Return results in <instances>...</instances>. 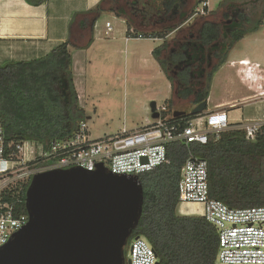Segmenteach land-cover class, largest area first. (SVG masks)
Masks as SVG:
<instances>
[{"label": "trees", "instance_id": "16d2710c", "mask_svg": "<svg viewBox=\"0 0 264 264\" xmlns=\"http://www.w3.org/2000/svg\"><path fill=\"white\" fill-rule=\"evenodd\" d=\"M202 1L100 0L93 8L72 15L67 40L49 53L0 65L5 143L31 140L46 147L51 141L74 136L79 123L87 121L78 101L68 46L82 30L89 31L90 44L93 25L105 10L126 21V33L163 39L152 51L172 85V95L164 103L167 110L161 114L185 125L196 114L184 111L175 116L174 110L206 102L213 74L229 51L264 20V0H221L214 11L196 14ZM189 150L208 163L210 198L232 208L264 205V124L254 139H247L241 127L229 125L218 139L209 133L204 144L167 143L168 162L138 175L142 211L130 237L146 239L157 254V264H214L216 258L215 227L201 215L177 213L180 169ZM30 179L19 191L15 215L27 214L24 201ZM3 200L13 199L6 195Z\"/></svg>", "mask_w": 264, "mask_h": 264}, {"label": "built area", "instance_id": "2783aa9c", "mask_svg": "<svg viewBox=\"0 0 264 264\" xmlns=\"http://www.w3.org/2000/svg\"><path fill=\"white\" fill-rule=\"evenodd\" d=\"M205 8L207 0L196 8V14H206ZM106 28L111 30L109 22ZM142 38L145 37L134 35L133 31L125 36V39ZM240 62L247 64L246 60ZM157 110V118L137 129L123 127L115 134L97 138L91 137L87 122L82 121L74 136L51 141L46 147L31 140L6 144L0 123V246L28 221L27 214L15 215V207L20 201L17 198L19 191L34 173L74 166L92 171L102 163L118 175H139L168 162L167 143L204 144L209 133L218 139L220 132L229 127V117L224 110L200 112L185 125L172 120L169 114L162 116L161 113L167 110L165 105ZM263 124L264 118H259L241 125L245 137L254 139ZM177 188L178 204L202 205L201 216L216 229L218 247L214 264H264V205L232 208L210 198L208 163L191 150L181 166ZM6 195L13 199L10 203L3 200ZM129 251L131 264H156L158 261L155 250L143 237H133Z\"/></svg>", "mask_w": 264, "mask_h": 264}, {"label": "crops", "instance_id": "0c3cea01", "mask_svg": "<svg viewBox=\"0 0 264 264\" xmlns=\"http://www.w3.org/2000/svg\"><path fill=\"white\" fill-rule=\"evenodd\" d=\"M99 1L42 0L39 4L33 5L26 0H0V65L9 61L31 60L49 53L54 47L67 40L72 15L75 12L93 8ZM219 1L221 0H207V11H214L216 9L213 8L214 5H218ZM109 18L124 24L121 34H113L112 25L111 30H107L106 23L110 22ZM126 31V21L113 11L105 10L93 25L90 44H88L89 31L82 30L76 33L73 42L68 46L78 101L86 114L84 104L87 103L85 99L88 94L79 89V81L85 78L88 71H92L95 65L99 64L113 66L119 71L133 70L142 74L147 93L152 96L151 99L161 93L159 88L163 86L167 91L163 98L165 104V101L172 95L171 82L152 53L163 39H125ZM239 43H242L244 47L242 46L241 50L233 53L232 49L235 45L227 54L225 62L213 74L206 109L201 112V114H206L212 110H224L229 117V125L233 127H240L250 120L263 118L264 108L262 106L260 116L245 114L243 107L251 102V93L257 91L258 85L264 81V20L257 31L246 34L237 42V45ZM241 60H246L247 64L241 63ZM119 83L120 80L117 79L114 85L119 86ZM80 84H82L81 81ZM107 93L110 95L112 92L110 90ZM164 103L162 105H165ZM192 108L179 109L177 107L174 112L181 110L190 113ZM88 119L90 116L87 117V121ZM148 122L151 121L141 123L129 130L137 129ZM181 205L177 209L180 215H201L202 213L200 204Z\"/></svg>", "mask_w": 264, "mask_h": 264}, {"label": "water", "instance_id": "95a60500", "mask_svg": "<svg viewBox=\"0 0 264 264\" xmlns=\"http://www.w3.org/2000/svg\"><path fill=\"white\" fill-rule=\"evenodd\" d=\"M205 108L203 101L190 113ZM150 111L153 119L159 116L155 101ZM142 203L138 175H118L102 163L92 171H38L25 192L28 221L0 246V264H131L125 246Z\"/></svg>", "mask_w": 264, "mask_h": 264}, {"label": "rangeland", "instance_id": "374dc122", "mask_svg": "<svg viewBox=\"0 0 264 264\" xmlns=\"http://www.w3.org/2000/svg\"><path fill=\"white\" fill-rule=\"evenodd\" d=\"M216 7L217 4H215L213 8L215 9ZM109 20L114 32L112 33L121 34L124 24L113 18H109ZM172 36L173 34H170L168 39ZM134 43L140 44L139 42ZM242 46L244 47L242 43L236 44L232 52L236 53L238 50H241L240 48H242ZM92 71L94 73H92ZM92 71H88L85 78L80 80L82 84H80L79 81V89L89 96L85 99L87 103L84 104V106L86 107L87 115L90 116L87 125L90 135L93 138L117 133L123 127L130 129L146 121H152L150 103L155 101L157 109L164 103L163 98L167 92L166 88L164 86L162 88L160 87L159 90L161 93L156 95L154 99H151L152 96L150 93H147L146 86L144 85L145 80L143 75L133 70L124 72L118 69L115 70L114 67L110 65L99 64L95 65ZM116 78L120 80V87L114 85V83L117 82ZM242 89L245 90L243 87ZM257 89V91L251 93V102H248L243 107V112L245 114H252V116L261 115V106L264 108V81H262V84L258 85ZM110 90L112 93L109 95L107 92ZM167 95L169 96V93H167ZM243 121L245 122L246 120ZM189 204L197 205V203ZM181 206L182 205L178 204L177 209ZM129 244L130 239L125 246L126 258H130Z\"/></svg>", "mask_w": 264, "mask_h": 264}, {"label": "bare ground", "instance_id": "6f19581e", "mask_svg": "<svg viewBox=\"0 0 264 264\" xmlns=\"http://www.w3.org/2000/svg\"><path fill=\"white\" fill-rule=\"evenodd\" d=\"M244 63V62H243Z\"/></svg>", "mask_w": 264, "mask_h": 264}]
</instances>
